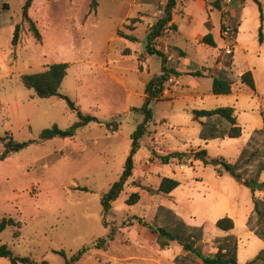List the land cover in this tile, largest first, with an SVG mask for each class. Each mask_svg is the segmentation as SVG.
I'll list each match as a JSON object with an SVG mask.
<instances>
[{
    "label": "rangeland",
    "instance_id": "obj_1",
    "mask_svg": "<svg viewBox=\"0 0 264 264\" xmlns=\"http://www.w3.org/2000/svg\"><path fill=\"white\" fill-rule=\"evenodd\" d=\"M26 1L0 0V157L11 139L30 142L0 158V222L12 217L22 224L21 228L9 225L3 230L0 244L38 264H65L66 257L58 251L71 258L87 245L92 248L74 264H176L174 258L184 252L182 245L169 241L162 246L163 239L134 218L139 216L154 226L163 205L205 221L201 246L206 253L214 252L217 237L232 234L239 239V264L257 256L264 249V241L251 232L248 219L254 212V196L264 198V186L254 193L232 174L221 171L219 165L197 159L195 153L205 149L208 160L234 162L252 136L250 149L264 152V134L255 132L264 129V0H234L231 16L233 23L237 8L242 6L234 71L252 70L256 91L242 87L235 76L233 92L228 95L212 93L211 77L184 71L177 83L172 77L164 98L152 104L154 121L134 155V176L105 218L108 227L101 195L123 174L133 145L132 134L144 119L139 109L145 102L146 85L161 73V58L148 54L146 45L151 24L162 15L167 0L157 4L143 0H33L29 14L42 41L23 19ZM186 4L185 13L180 8L181 12H175L179 31L169 42L194 61L188 70L207 71L225 45L217 9L222 12V3L211 2L213 6L208 9H203L199 0H186ZM209 17L215 25L212 33L219 42L217 48L198 41L211 32L206 29ZM132 18L142 20L135 30L125 27ZM17 24L21 31L15 48L12 40ZM117 30L137 39L121 37ZM159 40L157 48L163 44ZM127 49L130 52L126 54ZM169 49L175 50L171 45ZM222 50L221 55H226ZM63 62L70 66L62 93L98 121L79 128L74 136L42 140L43 130L54 125L67 130L79 115L63 98L38 97L20 76ZM228 106L236 108L243 135L202 140L201 125L193 119V111ZM151 149L162 155L171 151L188 154L184 160L162 164ZM163 176L177 179L180 186L170 194L150 192L157 189ZM260 180L264 183V173ZM134 191L140 192L141 199L129 205L126 200ZM226 216L235 221L230 232L215 226ZM124 227L131 231L121 232ZM111 228L117 233L108 249L94 248ZM17 230L21 231L19 237ZM0 264L12 263L0 257Z\"/></svg>",
    "mask_w": 264,
    "mask_h": 264
},
{
    "label": "trees",
    "instance_id": "obj_2",
    "mask_svg": "<svg viewBox=\"0 0 264 264\" xmlns=\"http://www.w3.org/2000/svg\"><path fill=\"white\" fill-rule=\"evenodd\" d=\"M158 0H143L145 4H157ZM179 0H167L166 5L163 8L162 15L156 20L148 31L146 51L150 55H157L161 58L162 69L160 74L154 75L147 83L145 89V102L139 109L144 119L137 126L135 132L132 134L133 145L129 157L127 158L125 168L121 178L115 182L107 192H103L101 195V203L103 206L104 223L108 227L105 220L108 212L112 208L113 203L121 196L124 191L125 185L128 180L134 176V155L140 148L141 139L148 133L151 123L154 121V109L153 103H156L164 98L166 84L172 77H179L182 72L178 71L175 66L172 65V61L169 59V55L162 49L156 47V41L165 33L167 29L177 31L178 26L173 21V13L177 8ZM258 1V0H256ZM33 0H27L23 6L22 14L23 19L29 24L30 32L35 36L38 41H42L43 37L40 33L36 22L30 17L29 10L32 6ZM241 7L237 8V15L233 20V29L237 36L238 26L241 24ZM142 22L141 19L132 18L131 23L125 27L131 30H135L137 24ZM21 25L17 24L14 31L12 45L16 48L20 41ZM117 34L121 37L136 40L137 37L133 34L122 33L117 30ZM263 33H261L262 37ZM262 39V38H261ZM201 43L217 47V43L212 33L206 34ZM179 56H184V51L178 49ZM129 49L125 51L127 54ZM234 53L226 54L223 57L218 58L217 63H223L221 69H207L198 70L192 74L195 76H208L213 80L212 93L215 95H228L233 92L235 86L234 79ZM70 64L53 63L43 67L42 70L30 73L22 74L20 79L22 83L31 90H34L35 94L40 98L60 97L65 99L71 108L77 111L79 120L75 122L69 129L63 130L57 125L51 128L43 130L41 133L42 140H48L55 137H69L74 136L77 130L83 126L88 125L90 122L98 121V119L88 113H83L74 101H72L67 95L62 93V84L67 76ZM242 85L247 86L252 91H256V81L254 74L251 70L243 72L239 77ZM264 119V110L262 111ZM193 119L198 121L201 125L200 138L204 141L219 140L226 137L240 138L243 135V128L238 122L236 116L235 107H221L216 109H197L193 111ZM256 133L263 132L262 130H256ZM255 136H252L248 145L241 151L236 161L229 162L224 158H216L208 160V154L205 149L197 151L195 157L197 159H203L206 162L211 161L220 166V170L229 172L240 183L245 184L252 188L256 193L258 190H262L264 183L260 180L261 175L264 173V152L259 150L252 151L250 149L251 142ZM30 142H18L11 139L6 143V151L1 155V159L6 158L11 152L19 151L27 147ZM152 150V149H151ZM157 154V158L162 164H168L172 159L184 160L187 156V152L171 151L167 154ZM180 186V182L172 177L163 176L160 179L158 188L149 189L153 193L170 194L176 188ZM88 190V188H83ZM141 195L139 191H134L127 198L126 202L129 205L136 204L140 201ZM255 207L254 212L248 219L249 229L254 234L264 241V198L254 196ZM138 223L150 228L152 232L158 234L162 239V246H167L169 241H177L183 247L184 253L177 255L174 258L176 264H239L238 251H239V239L237 236L228 234L223 237H217L215 239V247L213 253H206L201 243L205 236V221L197 220L194 217H188L182 215L179 212H175L173 209L161 205L158 209V213L154 219V226L146 222L139 216L134 217ZM9 225L22 227L21 222L16 221L12 217H5L0 222V233L5 230ZM216 229L220 231L230 232L235 228V221L233 218L226 216L217 220ZM130 228L124 227L121 232L129 233ZM117 233L116 228H111L107 237L100 238L94 243L93 247L97 249L107 250ZM17 237L21 235V231L17 230ZM92 247L84 246L77 251L71 258H67L65 251H58L66 257L65 264H74L79 261ZM0 257L7 258L12 264H38L32 258L25 256H17L6 244H0ZM200 261V262H199ZM44 264H48L47 261ZM246 264H264V250H261L257 256L248 261Z\"/></svg>",
    "mask_w": 264,
    "mask_h": 264
},
{
    "label": "crops",
    "instance_id": "obj_3",
    "mask_svg": "<svg viewBox=\"0 0 264 264\" xmlns=\"http://www.w3.org/2000/svg\"><path fill=\"white\" fill-rule=\"evenodd\" d=\"M218 2V0H199V3L201 4V7L203 8V9H208V6L209 5H212L211 4V2ZM217 5H218V3H217ZM213 6V5H212ZM181 9V11L182 12H186L187 10H188V8H187V4H186V0H179L178 1V5H177V8L175 9V11H174V13H173V21H172V23H176V18H175V12H181L180 11V9ZM218 10H219V12H220V37H221V39L223 40V38H222V36H221V29H222V12H221V9L220 8H217ZM211 17V16H210ZM209 17V20H208V25H207V28L206 29H209V30H207V31H211V32H208V33H212V31L214 32V28H215V25H214V22H213V20L211 19ZM154 23H152L151 25H153ZM177 24V23H176ZM178 26V25H177ZM178 31H179V27H178V30L177 31H173V30H170L169 31V29H167L166 31H165V33H166V35H162L161 37H160V42H162L163 44H160L159 43V48L158 49H162V50H164L168 55H169V59L172 61V65L173 66H175V68L178 70V71H180V72H182L183 73V71L184 72H186V73H193V72H195V71H193V72H191L190 70H188L189 69V67L190 66H193L194 65V61H192V60H190V59H188L187 58V53L184 51V50H182L180 47H178V46H176V44H171L170 42H169V40L170 39H174V37H175V35H177V33H178ZM168 33V34H167ZM207 33V34H208ZM213 34V33H212ZM206 35V34H205ZM204 34L198 39V41H199V43H201V39L205 36ZM213 36H214V34H213ZM214 39H215V41H216V43H217V47H219V42H218V40L216 39V37L214 36ZM172 46V47H174L175 48V50H173V52H171L170 51V49H169V46ZM236 46H237V42H236V45H235V48H236ZM217 47H214V48H217ZM224 47H225V45L223 46V48L222 49H224ZM178 49H180V50H182V51H184V56H179L180 54H179V51H178ZM222 49H220V51H219V53H217V57L215 56L214 57V61H215V63H214V61H213V63H214V66H210L211 68L210 69H214V70H216V69H221L222 67H223V63H217V60H218V58H220V57H223L222 55H221V52L223 51ZM175 51L177 52V53H175ZM233 53H235V49H234V52ZM234 56H235V54H234ZM218 66V67H215V66ZM198 71V70H197ZM247 71V70H246ZM252 71V70H251ZM243 72H245V71H240L238 74H236L235 73V71H234V76L236 77V78H238L239 79V76L243 73ZM253 72V71H252ZM254 74V73H253ZM156 75V74H155ZM208 77V76H207ZM177 78L178 77H173L172 78V81L173 80H175V82L177 83ZM254 78H255V76H254ZM255 81H256V79H255ZM242 87H243V85H242ZM169 177V176H168ZM159 183H160V180H159ZM158 188V187H157ZM252 232V231H251ZM253 233V232H252ZM254 234V233H253ZM160 237V236H159ZM164 240V239H163ZM264 250V249H263ZM184 253V252H183ZM182 253V254H183Z\"/></svg>",
    "mask_w": 264,
    "mask_h": 264
},
{
    "label": "built area",
    "instance_id": "obj_4",
    "mask_svg": "<svg viewBox=\"0 0 264 264\" xmlns=\"http://www.w3.org/2000/svg\"><path fill=\"white\" fill-rule=\"evenodd\" d=\"M220 1L222 3V35L225 41L224 50L226 54H231L234 52L236 45V35L231 21L234 0Z\"/></svg>",
    "mask_w": 264,
    "mask_h": 264
}]
</instances>
